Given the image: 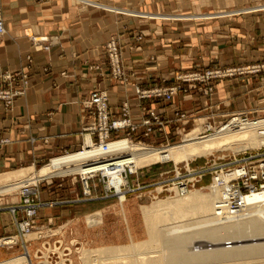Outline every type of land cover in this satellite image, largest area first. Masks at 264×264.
Masks as SVG:
<instances>
[{"label":"crops","instance_id":"crops-1","mask_svg":"<svg viewBox=\"0 0 264 264\" xmlns=\"http://www.w3.org/2000/svg\"><path fill=\"white\" fill-rule=\"evenodd\" d=\"M251 1L231 0V5L239 9ZM231 5L223 7L220 0H0L6 27L0 36V73L26 68L28 55L33 59L27 94L16 99L11 113L0 105V130L11 139L0 147V174L79 148L87 122L81 102L96 88L109 93L116 117L129 102L138 124L144 107L151 106L167 114L179 107L216 120L258 110L264 89L257 76L215 81L208 96L198 90L179 92L171 102L135 96V84L170 86L178 75L195 70L257 62L264 52V10L231 17ZM155 13L168 15L155 18ZM113 36L121 44L128 87L109 76L105 45ZM39 37L56 42L44 50L46 43L33 40ZM156 137H161L157 130L151 138ZM62 212L55 211L57 223L66 217Z\"/></svg>","mask_w":264,"mask_h":264},{"label":"rangeland","instance_id":"rangeland-1","mask_svg":"<svg viewBox=\"0 0 264 264\" xmlns=\"http://www.w3.org/2000/svg\"><path fill=\"white\" fill-rule=\"evenodd\" d=\"M37 2H46L49 0H36ZM206 2V0H204ZM91 4L94 5H100L96 2H91ZM220 4L225 7L231 5V0H220ZM231 17H233L235 14L241 15L249 13V12H255L264 10V0H252L242 8H236L235 4L231 5ZM257 8V9H256ZM0 13L3 17V14L0 10ZM173 13V12H171ZM144 14V13H141ZM147 15V14H144ZM155 18L159 17H167L168 13L165 15L160 14H154ZM187 16H190L191 14H186ZM150 16V15H148ZM152 17V16H151ZM154 17V16H153ZM4 18V17H3ZM40 38V37H39ZM49 38L48 41L43 42L46 43V45L43 46L44 50H50L51 46L55 44L56 41H54L53 38ZM112 38H117V42L120 47L121 51V62L123 65V68L125 70L127 80H119L114 78L113 71L110 63V58L108 54V42ZM138 39H141V35L138 36ZM39 42V41H38ZM42 43V42H41ZM45 46H49V49H45ZM106 58H107V67L109 68V76L114 81L118 82L119 84L123 85L124 87H128L130 85V78L128 75V71L123 63L122 60V48L121 44L119 42L118 37H111L106 45ZM28 57H31L30 59ZM28 64L26 68H21L18 70H6L4 72L0 73V76L7 75L8 73H11L13 77L16 78L15 81H3L2 89L11 91L12 93H15L16 91H20V93L17 96L14 97L11 104L6 105V102L4 100H0V105L4 108V110L7 113H11L14 109L16 99L25 96L28 92L29 86H30V72L28 69H31V63L33 62L32 56H27ZM97 68V67H96ZM253 68H261L260 71L255 72ZM220 69L223 71L231 70V76H226L223 78H219L216 80H211L207 82L202 81H186L185 77L193 75L194 78L197 74H205L209 70H216ZM20 72L19 75L16 76ZM27 73V77L25 75ZM243 76H257L260 80V86L259 88L262 90L264 89V52L261 54V58L254 63L249 64H231V66H219V67H213V68H206L203 71H192L185 74H181L177 76V83L170 85V86H155L151 88H142L140 85L135 84L133 85L134 89L136 86L140 87L142 90H151L154 88H162L165 90H170L174 87H177V93L174 95H178L179 92H184L187 94L190 90H198L202 92L204 95H210L214 91V82L226 78H236V77H243ZM0 80H2L0 78ZM187 84V86L185 85ZM212 87L213 90H209V87ZM95 91H104L109 96V105H110V95L107 91L101 90V89H94L91 91L90 95ZM86 97L81 102L82 106V114L86 118V123L84 124L82 131L80 132L83 135L82 144L79 146V148H76L74 150H66L63 149L59 151L56 155L46 159L42 160L40 162L35 163V168L39 169L42 166L46 165L51 161L53 157L72 153L74 151H79L85 148L86 146H89L86 144V136L90 135L89 132H85V127L90 124L92 121H94V118L91 117L90 114H87L84 112V105L85 101L90 97ZM189 95V93L187 94ZM135 96L140 100H161L164 102H171L166 101L163 99H153V98H146V99H140L136 89H135ZM264 99V98H263ZM125 104L129 105L130 112H131V106L129 102H125L122 105V108ZM263 106V107H262ZM262 107V108H261ZM261 107H259L258 110H250V109H244L241 111H235L232 112L228 117H221L218 120L214 119V117L208 116V117H201L200 115H197L196 112H188V111H182L179 107L173 108L172 113L167 114L166 112H161L159 109L154 107H144V114L143 119L147 118L149 116L148 111L154 110L158 113H160L162 119L164 120L163 123L165 124V130L160 131L158 129V126L160 123H155L153 121L154 130L151 133L149 137H145L143 131L144 127L142 126V122L139 125V128L137 132L133 133L132 140L135 143H144L147 146H153V147H165L170 146L174 144H178L183 140L184 135L187 133L193 131L196 128H200L199 134L200 136L207 135L213 133L217 128L221 127L224 124L229 123L234 117H237L240 114H245L248 116L250 120L254 119H261L264 118V103L261 104ZM111 108V105H110ZM121 108V110H122ZM121 113V112H120ZM114 116V115H113ZM132 119L134 118L131 112ZM83 117V118H84ZM116 117V116H114ZM118 117V116H117ZM83 121H85L83 119ZM134 121V119H133ZM172 125L174 130H167L168 126ZM142 132L140 133V131ZM159 131L161 137H156L154 140H152L151 136H153V133L155 131ZM91 136V135H90ZM94 142H98L97 135L91 136ZM125 138L126 133L123 131L122 133H119L114 136ZM11 142V139L3 133V131L0 130V147L3 145H7ZM46 142H48V139H46ZM234 148V147H232ZM248 154L256 153L258 150V147L248 148L246 149ZM245 150L237 151V152H243ZM231 147L225 148L224 150H215L212 153H209L207 155L201 156V157H195L193 159H190L188 162L189 165H187L186 161L180 162L176 164L173 160L166 161V162H158L154 165H151L150 167L145 166V168L140 169L137 175H131L129 178L130 184L132 188L137 187V182H140V184L143 187H146L143 191H131L127 193L126 201L124 202V208L119 203L120 200L118 197H105V194L107 192L106 189V183L102 180L101 177H96V179L90 181V189L92 191V196L87 197L85 195L84 191V185L81 181L80 174L74 173L69 176H55L52 177L50 180H40L38 183H36V186H32L35 191L30 194V200L32 204L40 205L42 203H49V202H60L61 204L52 206V207H40L38 208L37 212V218L35 220L34 226L31 228L34 233L30 234L28 237L29 239L26 240V237L23 241H19V243L13 242L12 238H15L18 234V223H16L15 218L17 219V222H21L24 220L23 218L26 217V210L25 208H21L22 206H25V197L23 193L21 192L19 185H16L11 190L14 192L8 193V194H0V241L2 239H7L8 241H12L10 245L7 246H1L0 245V260H6L15 258V256L25 254L27 249L26 246H29V250L31 255L33 256L34 264H44L45 259L41 258L44 256L47 257L49 253L50 259L57 260L60 256H64V251L67 254H70L68 252V247L71 248V257L74 258V262L72 264H84L83 260L82 262H79V256H78V250H97L103 247H112V246H119V245H129L132 244L133 241H144L149 239V235L147 233L146 225L143 219L141 206L142 205H150L152 202L157 201L154 200V195L157 192L155 188V184L159 182H166L164 185L168 183L173 182V178L175 177V169L176 166H179V169L181 171L182 175L190 176L194 178L195 171L201 170V168H210L211 164H213L214 158L219 164H224L226 162H229L234 157L233 154L237 153ZM242 157V156H240ZM219 158V159H218ZM33 164H28L26 166L19 167V169L26 168L29 166H32ZM186 167H190L188 171L186 170ZM2 174V173H1ZM188 178V177H187ZM172 179L171 182H169ZM189 179V178H188ZM107 182V181H106ZM212 183V174L209 171L204 177H202V180L196 181L195 186H190V188H193V190L201 189L203 187H209ZM153 185V186H151ZM150 186V187H149ZM167 186V185H166ZM204 192H209L208 189H203ZM109 194V193H108ZM111 194V193H110ZM176 195H171L170 197H175ZM96 197H101L100 199ZM159 199H165L169 197V192L167 190L161 192L158 194ZM15 208L17 211L16 216H14L11 212V210ZM63 211L64 212L65 219L57 223L56 219L58 220V216H56L55 211ZM102 210V221L99 224L90 225L86 221V215L94 214L97 211ZM50 211H53L52 215H48ZM67 211H69L67 213ZM58 215V214H57ZM57 233V234H56ZM35 238V240H33ZM10 239V240H9ZM58 239L61 241L62 245L60 249H53L54 244H58ZM6 240V242H7ZM33 240V241H32ZM264 239L256 240V241H244L242 244H249L254 242H263ZM56 242V243H55ZM196 242V243H195ZM213 243V245H211ZM21 245V247L19 246ZM44 245V246H43ZM195 246V250H206L211 248H221V247H231L237 245V243L231 242L229 239H223L222 241H219L217 243L211 242L210 239L206 238H200L198 240H195L192 244ZM191 245V247H193ZM20 247V248H19ZM50 248V249H49ZM58 248V247H57ZM69 248V249H70ZM80 248V249H79ZM9 250V251H8ZM48 250V253L46 252ZM42 251L43 254H42ZM56 251V252H53ZM3 252V256L1 255ZM95 254V253H94ZM157 255H161V253H155ZM131 260H134L136 257H130ZM258 259V260H257ZM127 260H130L129 258ZM264 260L263 257H253V258H247L244 260H238L237 262H230L225 261L222 262V264H237V263H248L253 262L251 264H258L261 262H255L254 261ZM244 261V262H243ZM246 262V263H245ZM55 264H65L66 262H54ZM71 262H69L70 264ZM93 264H105L107 262H92ZM212 264H219V262H211ZM68 264V263H67ZM221 264V263H220Z\"/></svg>","mask_w":264,"mask_h":264},{"label":"bare ground","instance_id":"bare-ground-1","mask_svg":"<svg viewBox=\"0 0 264 264\" xmlns=\"http://www.w3.org/2000/svg\"><path fill=\"white\" fill-rule=\"evenodd\" d=\"M237 122L241 121L232 120L227 127L222 125L213 133L203 136L199 134L200 128H196L184 135L180 143L158 148L122 138L111 140L108 145L109 150L105 151L104 144L94 145L92 137L87 135L89 137L87 140L85 138L86 144L90 146H86L83 150L53 157L49 163L39 169L33 165L0 174V194L14 192L11 189L16 185L21 188L23 184L35 185L40 180H50L55 176H69L78 172L84 178L97 177V175L110 178L111 183H107L106 188L118 190L117 195H111V197H118L119 203L124 208L127 193L121 189L125 181L122 174L126 166L139 171V168L150 167L158 162L170 160L176 164L188 162L195 157L228 147L237 152L262 145L264 136L261 130H264V118L250 120L244 127H235ZM125 153L129 156L114 157V155L119 156ZM230 178L227 173H219L209 187L196 190L181 191L176 186L175 197H170L171 195L165 199L158 197L154 199L157 201L150 205L141 206L149 239L133 241L129 245L103 247L95 251L78 250L79 262L83 260L84 264H93L92 262H107L105 264H212L211 262H219L222 264L225 261L232 263L253 257L264 258V241L242 244L248 240L264 239V188L243 196L241 205L234 209L231 207ZM162 188L159 187L158 191ZM203 189H208L209 192H204ZM101 219L102 212L86 217L90 225L99 224ZM32 233L34 231L25 234L26 240ZM200 238L210 239L215 243L229 239L237 245L195 250L192 244ZM25 246L27 249L25 254L0 260V264H34L29 246ZM155 253H161V255ZM134 256L136 258L131 260L130 257ZM128 258L130 260H127ZM73 259L71 257V261L67 262L72 264ZM61 262L66 261L62 259ZM255 262L264 264V260ZM251 263L253 262L246 264Z\"/></svg>","mask_w":264,"mask_h":264},{"label":"built area","instance_id":"built-area-1","mask_svg":"<svg viewBox=\"0 0 264 264\" xmlns=\"http://www.w3.org/2000/svg\"><path fill=\"white\" fill-rule=\"evenodd\" d=\"M4 33H6V27H5L4 18L2 17L0 13V36L3 35ZM48 39L49 38L47 37H40V38H34L33 40L35 42H38V41L46 42L48 41ZM45 49H49V46H45ZM108 54H109L114 78L126 81L128 78L126 76L125 70L121 62V51H120L119 44L117 42V38H112L108 42ZM28 58L30 59L31 57H28ZM253 69L255 72H257V71H260L261 68H253ZM19 74L20 72L16 76H21ZM25 75L27 77V73H25ZM226 76H231V70L228 69L226 71H223L220 69H216V70H209L205 74H197L195 76L196 78H194L193 75L185 77V80L186 81L195 80V81L207 82V81L223 78ZM0 78L2 79L0 80V100H4L6 102V105L8 106V104L12 103V100L14 99L15 96L22 94V93H20V91H16L15 93H12L11 91L2 89L3 81L10 82V81L16 80V78L13 77L11 73H8L5 76L2 75L0 76ZM135 89L140 99H146V98L160 99L161 98L166 101L172 100L173 96L177 93V90H178L177 87H174L170 90H165L162 88L142 90L138 86H136ZM209 90L211 91L213 90V88L210 86ZM83 110L85 113L90 114L91 117L94 118V121H92L90 124H88L85 127V132H89L91 136L97 135L98 142L92 141L94 145L104 144L103 145L104 150L108 151L109 150L108 145L110 144L109 142L111 140L113 141V140L122 139L120 137L115 138L114 136L123 131L126 133L125 138L130 139V141L133 142L132 135L133 133L137 132L139 125L133 121L128 104H125L123 106L121 113L118 117H114L113 112L109 105L108 94L104 91H95L85 101ZM148 114L149 116L143 119L141 123L142 126L144 127L143 133L145 137H149L154 130L153 121L155 123H160V125L158 126V129L160 131H164L165 124L163 123L164 120L160 116L161 114L154 110L148 111ZM235 119H239L241 121L239 123L237 122L235 127H244L250 121L248 116H246L245 114H240L237 117H234L232 120H235ZM231 121L227 124H224V126L227 127L231 123ZM261 133L264 136V130H261ZM150 147H153V146H150ZM246 151L247 150L233 154L234 157L232 158V160L224 164H219L214 158V161H213V164H211V167L203 168V169L201 168V170L197 172L195 171L194 173L196 176L194 178L190 177L191 175L190 176L182 175L179 169V166L177 165L175 169V177L173 178L172 183L166 184L167 186L164 185V183L166 182H159L155 184L156 186L155 188H157L156 189L157 192L154 195L155 196L154 199L158 198V194H160L161 192L165 190L169 192V195H174L175 194L174 188L176 186L179 187L181 191H184L187 189H193V188H190V186L191 185L195 186L196 181L202 180V177H204L209 171L212 174V183L216 179V177H218L219 173L220 174L227 173L231 177L229 180V186L231 189V207L234 209H237V207L240 206L242 203L243 196H246L247 194H251L253 191H260L261 189L264 188V142L262 143L261 146L258 147V150L256 153L248 154ZM124 156L126 157L129 155L127 153L121 154L119 156L114 155L115 158L124 157ZM186 163L187 165H189L188 162ZM126 167L127 168L124 170L122 174L125 181H124V185L121 191H125L126 193H128L131 191L137 192V191L145 190L146 187H143L140 184V182H137L138 184L136 188H132L129 178L131 175H137L139 171L138 170L134 171L128 166ZM189 168L186 167V170L188 171ZM140 169H143V168H139V170ZM80 177L84 185L85 195L87 197H91L92 191L90 189V181L96 179V177L89 176V177H86L87 179L84 178L82 175H80ZM97 177H101L104 183H106V186H108L107 183H111L110 178L108 179L107 177H104L103 175H97ZM171 181L172 179L169 182ZM27 184L25 185L23 184L22 187L20 188L21 192L23 193L25 197L24 199L25 202H23L25 203V206L24 207L22 206L21 208L22 209L25 208L26 217H24L23 218L24 220H22L21 222L19 221L17 222V219L15 218V221L16 223H18V226H19L17 236L15 238H12L13 239L12 241L15 243H19V241H23L26 236L25 234L32 231L31 228L34 226L35 220L38 216L37 215L38 208L46 207V206L52 207V206L61 204L60 202H54V201L53 202L51 201L49 203H42L40 205L32 204L30 200V194H32L35 191V189L32 186H36V184L35 185H32L31 183H30L31 185L30 184L27 185ZM159 187H163L161 191H158ZM106 189H107V192L105 194V197H102V198L111 197V195H117L116 193L118 192V190L116 188H113V189L106 188ZM96 198L100 199L101 197H96ZM11 212L14 216H16L17 211L15 208H13ZM7 239L6 238L2 239L0 241V245L1 246L10 245L12 241H8ZM57 243L58 244H54L53 249L61 248L62 243L59 239ZM69 248L70 247H68L67 249L70 254H67L64 251V256L61 257V260H60V256L57 260H54V261L50 259L49 256L52 255L51 253H49L47 257L45 256V253H44V256L41 258L43 259L46 258L44 261V264H55L54 262H59V261L61 262L62 259L66 261L65 264L67 263L69 264V262H67V261H71V250ZM43 252L44 251H42V254ZM46 252L48 253V250H46ZM53 252H56V251H53Z\"/></svg>","mask_w":264,"mask_h":264}]
</instances>
